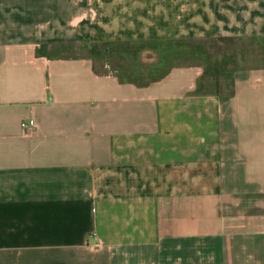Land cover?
<instances>
[{
    "label": "crops",
    "instance_id": "0c3cea01",
    "mask_svg": "<svg viewBox=\"0 0 264 264\" xmlns=\"http://www.w3.org/2000/svg\"><path fill=\"white\" fill-rule=\"evenodd\" d=\"M224 37L145 85L92 51ZM0 264H264V0H0Z\"/></svg>",
    "mask_w": 264,
    "mask_h": 264
},
{
    "label": "trees",
    "instance_id": "16d2710c",
    "mask_svg": "<svg viewBox=\"0 0 264 264\" xmlns=\"http://www.w3.org/2000/svg\"><path fill=\"white\" fill-rule=\"evenodd\" d=\"M199 39L168 38V39H136L120 42H103L93 45V53L100 59L107 60L119 55L122 65L117 66V74L122 80L145 85L163 77L174 61L199 60L202 49ZM201 47V48H200ZM142 50H154L156 59L140 61ZM106 71L111 69L105 68Z\"/></svg>",
    "mask_w": 264,
    "mask_h": 264
},
{
    "label": "rangeland",
    "instance_id": "374dc122",
    "mask_svg": "<svg viewBox=\"0 0 264 264\" xmlns=\"http://www.w3.org/2000/svg\"><path fill=\"white\" fill-rule=\"evenodd\" d=\"M197 41L200 44L199 46L204 49L199 61L204 66L206 76H216L217 74L223 76V74H226L238 65L239 53L241 51L244 52V48L247 47V50L248 48H254L253 43H249L247 40L240 41L238 37H224L218 40L199 39ZM250 52H253V50ZM155 59L156 52L154 50H142L140 52V61L142 62L153 61ZM105 63H107L105 68L111 69L116 73H118L117 66L122 65L119 55L105 60Z\"/></svg>",
    "mask_w": 264,
    "mask_h": 264
},
{
    "label": "built area",
    "instance_id": "2783aa9c",
    "mask_svg": "<svg viewBox=\"0 0 264 264\" xmlns=\"http://www.w3.org/2000/svg\"><path fill=\"white\" fill-rule=\"evenodd\" d=\"M26 123L24 122V125H25Z\"/></svg>",
    "mask_w": 264,
    "mask_h": 264
}]
</instances>
